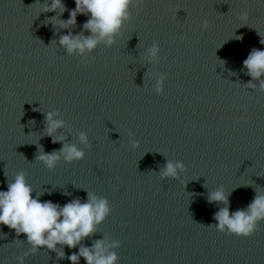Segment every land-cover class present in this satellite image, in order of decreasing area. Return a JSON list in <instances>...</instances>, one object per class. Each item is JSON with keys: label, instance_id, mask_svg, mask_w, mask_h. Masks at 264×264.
I'll use <instances>...</instances> for the list:
<instances>
[{"label": "water", "instance_id": "water-1", "mask_svg": "<svg viewBox=\"0 0 264 264\" xmlns=\"http://www.w3.org/2000/svg\"><path fill=\"white\" fill-rule=\"evenodd\" d=\"M51 2L0 0V190L23 171L41 201L91 192L112 211L76 248L59 246L63 258L42 246L25 264H71L68 255L97 240L120 241L118 264H264V221L250 237L218 231L223 205L209 202L222 187L231 212L264 192V92L247 87L242 69L251 49H264V0H144L111 47L85 57L58 41L89 35L87 15L62 28L74 0H63L62 13L44 11ZM49 111L65 121L54 133L63 141L47 133ZM62 144L85 158L51 170L36 160ZM168 160L185 165L179 179L160 178ZM29 249L26 234L0 225V259L15 264Z\"/></svg>", "mask_w": 264, "mask_h": 264}, {"label": "clouds", "instance_id": "clouds-1", "mask_svg": "<svg viewBox=\"0 0 264 264\" xmlns=\"http://www.w3.org/2000/svg\"><path fill=\"white\" fill-rule=\"evenodd\" d=\"M75 8L70 11L67 20H60L59 25L66 28L76 23L78 14L87 15L83 28L89 35L64 34L59 37V45L69 55L78 54L81 57L94 51L101 43L111 47L116 38L122 33L125 24L131 20V8L140 6L144 0H74ZM63 0H52L50 5H44V11H64ZM54 19V18H53ZM208 21H202L206 28ZM262 37V36H261ZM237 40L241 36L235 37ZM264 44V39L260 40ZM160 55L159 45L153 43L147 49V58L150 62H157ZM242 69L252 78L246 85L248 88L264 92V49L253 48L242 61ZM166 76L160 74L154 84V91L161 94L164 90ZM252 81H258L253 83ZM58 111H49L46 114L47 133L52 136L53 142L63 141V135H54L65 127V121L58 119ZM129 135H132L130 132ZM79 141L89 148L90 142L86 132H80ZM138 144L133 141V146ZM86 152L75 144H62L58 152L37 155L39 160L49 170L54 169L61 160L73 162L83 160ZM185 170L180 161L168 160L160 170V178L179 179ZM34 189L26 180L23 171L17 172L11 182L7 183L6 190H0V225L15 230L17 235L26 234L30 249L14 257L15 264H25L26 258L36 253L40 248L46 247L55 251L57 256L63 258L65 253L62 247L76 248L81 241L96 231V226L111 214L109 201L91 192L85 201L73 199L64 203H54L50 200H40V195H32ZM209 202H219L223 205L214 214L216 230L227 232L236 236L250 237L257 230L258 224L264 221V192L258 193L244 209L229 210L228 195L220 187L209 196ZM19 241V240H16ZM15 242V241H14ZM121 246L120 241L112 240L106 243L97 240L91 247L80 246L77 252L68 255L71 264H79L81 258L86 264H118L119 257L116 251ZM0 264H9L8 260L0 259Z\"/></svg>", "mask_w": 264, "mask_h": 264}]
</instances>
